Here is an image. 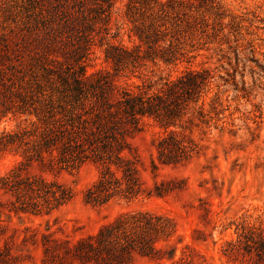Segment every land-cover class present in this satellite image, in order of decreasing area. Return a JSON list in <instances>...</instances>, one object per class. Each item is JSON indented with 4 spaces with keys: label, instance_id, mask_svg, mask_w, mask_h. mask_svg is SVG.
<instances>
[{
    "label": "trees",
    "instance_id": "16d2710c",
    "mask_svg": "<svg viewBox=\"0 0 264 264\" xmlns=\"http://www.w3.org/2000/svg\"><path fill=\"white\" fill-rule=\"evenodd\" d=\"M115 4L23 0V22L0 31V120L22 118L0 135V158H14L0 175L10 211L48 215L60 209L75 197L60 176L86 164L98 172L84 195L88 204L163 197L173 188H148L144 182L143 160L134 145L144 127L151 124L161 133L151 160L154 176L160 166H181L203 155L205 139L223 130L222 92L206 103L211 70L188 68L175 79L162 78L159 88L144 74L149 63L190 62L185 45L207 37L208 13L222 18L220 2L129 0L125 15L133 46L111 40L117 37L112 34ZM96 46L104 47L109 68L88 74ZM133 77L140 83L123 82ZM3 231L0 224V235ZM236 234V242L226 241L223 255L231 261L246 255L251 264H264V221H242ZM64 244L44 237L43 264H208L191 242L179 238L175 219L147 210L123 213L73 247ZM12 251V245L0 243V264H13Z\"/></svg>",
    "mask_w": 264,
    "mask_h": 264
},
{
    "label": "rangeland",
    "instance_id": "374dc122",
    "mask_svg": "<svg viewBox=\"0 0 264 264\" xmlns=\"http://www.w3.org/2000/svg\"><path fill=\"white\" fill-rule=\"evenodd\" d=\"M128 1L116 0L112 34L117 37L111 40L133 46L136 41L125 15ZM214 1L222 6V18L209 12L207 37L186 43L190 62L156 67L149 63L144 74L159 88L162 78L175 79L188 68L211 70L214 80L206 103L222 92L226 107L223 130H213L205 139L207 149L203 155L181 166H160L154 176L151 160L161 133L151 124L144 127L134 140L144 164V182L148 188L161 184L173 188L163 197L116 201L106 206L88 204L84 195L98 176L92 164L60 176V181L75 191V197L48 215L10 211V197L0 191V224L4 227L0 243L12 245L13 264H43L42 242L46 236L73 247L123 213L138 210L175 219L179 238L191 242L208 264H251L249 256L239 255L231 261L222 250L226 241H237V224L264 221V0ZM22 7L23 0H0V31L23 22ZM102 68H109V64L104 47L96 46L87 73ZM123 82L139 84L140 80L133 77ZM21 122L22 118L12 115L1 119L0 135ZM13 163V157H1L0 175ZM136 264L151 263L138 260Z\"/></svg>",
    "mask_w": 264,
    "mask_h": 264
}]
</instances>
